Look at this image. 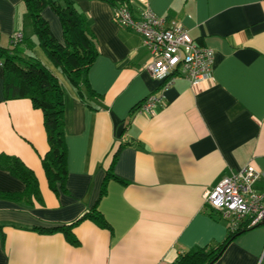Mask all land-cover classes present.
Here are the masks:
<instances>
[{
  "label": "crops",
  "instance_id": "1",
  "mask_svg": "<svg viewBox=\"0 0 264 264\" xmlns=\"http://www.w3.org/2000/svg\"><path fill=\"white\" fill-rule=\"evenodd\" d=\"M59 1V0H53ZM87 18L98 56L87 74L100 97H78L38 45L22 0H0V45L34 57L64 90L65 191L54 193L41 165L47 152L42 113L26 99L4 100L0 64V155L35 175L40 199L0 197V264H171L183 251L220 243L227 222L204 204V193L247 166L261 173L264 194V0H131L138 16L150 9L165 25H181L213 52V82L171 86L147 72L152 62L142 37L119 28L110 5L72 0ZM56 41L62 28L49 8L41 13ZM163 96L153 115L135 112L147 96ZM113 174L98 209L110 226L86 220L72 233L36 228L68 225L98 200L114 156ZM24 183L0 167V193L21 194ZM214 264H264V226L238 236Z\"/></svg>",
  "mask_w": 264,
  "mask_h": 264
},
{
  "label": "trees",
  "instance_id": "2",
  "mask_svg": "<svg viewBox=\"0 0 264 264\" xmlns=\"http://www.w3.org/2000/svg\"><path fill=\"white\" fill-rule=\"evenodd\" d=\"M98 1L110 5L113 12L122 8H127L131 12V0ZM22 2L26 9L27 22L37 38L38 45L53 66L72 84L80 100L86 102L87 95L99 98L100 96L90 88L87 80V74L98 56V51L95 37L90 31L84 13L77 9L72 0H59L58 2L53 0H22ZM47 7L56 14L60 21L63 37L62 43L56 41L48 23L41 16L42 11ZM18 45H12L14 47L11 49L0 45V63L4 70V100H29L32 107L42 113L43 127L48 146L47 152L41 159L42 169L49 188L54 193H57L58 189L64 192L67 177L66 145L64 139V90L55 75L38 59L34 57H21L17 51ZM138 106L139 104L133 110H136ZM115 160L116 155L102 183L99 198L88 211L68 225L36 228V230L46 234L60 232L66 241L72 245L78 244V240L75 238L72 230L83 221L88 220L102 229L110 230L109 224L98 209V204L107 193V183L109 180L124 183L123 180L113 174ZM0 167L7 169L25 185V190L21 194L1 192L0 197L11 200L27 199V201L40 199L38 181L35 175L18 159L0 155ZM208 209L211 211L212 216V213L215 212L210 208ZM245 225V223L239 225V228L235 232H230L227 226V236L222 242L213 243L204 248L183 251L171 264L216 263L227 247L238 236L258 227L245 228Z\"/></svg>",
  "mask_w": 264,
  "mask_h": 264
},
{
  "label": "built area",
  "instance_id": "3",
  "mask_svg": "<svg viewBox=\"0 0 264 264\" xmlns=\"http://www.w3.org/2000/svg\"><path fill=\"white\" fill-rule=\"evenodd\" d=\"M113 19L119 28L142 37L152 58L147 72L153 80L161 82L160 89L171 86L177 77H183L191 86L213 82L212 50L197 44L181 25L166 26L164 18L150 9L134 16L127 8H122L113 12ZM22 41V32L12 35V45ZM163 100L162 95L151 94L135 112L153 115L154 108L163 105ZM260 177V171L247 166L204 193L205 206L227 222L230 232H235L244 223L245 228H253L264 221V194L255 190Z\"/></svg>",
  "mask_w": 264,
  "mask_h": 264
},
{
  "label": "water",
  "instance_id": "4",
  "mask_svg": "<svg viewBox=\"0 0 264 264\" xmlns=\"http://www.w3.org/2000/svg\"><path fill=\"white\" fill-rule=\"evenodd\" d=\"M259 226H264V221Z\"/></svg>",
  "mask_w": 264,
  "mask_h": 264
}]
</instances>
